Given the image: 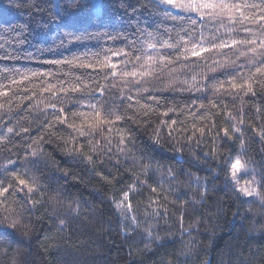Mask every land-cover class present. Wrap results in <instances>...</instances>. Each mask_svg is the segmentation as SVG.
<instances>
[{
	"label": "clouds",
	"instance_id": "clouds-1",
	"mask_svg": "<svg viewBox=\"0 0 264 264\" xmlns=\"http://www.w3.org/2000/svg\"><path fill=\"white\" fill-rule=\"evenodd\" d=\"M0 264H264V0H0Z\"/></svg>",
	"mask_w": 264,
	"mask_h": 264
}]
</instances>
